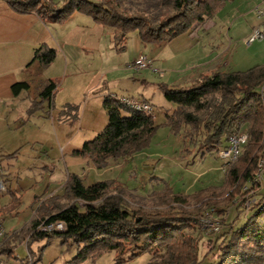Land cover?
Returning <instances> with one entry per match:
<instances>
[{"label": "trees", "instance_id": "16d2710c", "mask_svg": "<svg viewBox=\"0 0 264 264\" xmlns=\"http://www.w3.org/2000/svg\"><path fill=\"white\" fill-rule=\"evenodd\" d=\"M4 1L18 15H35L45 23L60 25L74 14L89 17L97 25L113 29L114 47L122 51L131 33H137L141 44L158 47L191 35L234 0H64L60 5L54 0ZM55 57L54 49L41 45L34 51L33 61L46 69ZM263 84L264 64L241 72L217 71L189 87L169 88L160 83L162 96L174 105L160 125L153 115L106 95L105 127L73 152L75 157L88 159L96 170L143 151L160 128L181 135L184 146L196 151L191 164L197 155L203 160L217 154L240 133L247 135V143L234 163L222 165L220 186L186 195L164 192L145 200L115 180L86 186L80 177L70 174L62 194L40 202L30 222L14 233L16 241H26L28 248L33 240L46 239L45 249L52 240L61 239V245L75 251L66 264L92 263L107 253L115 254L114 264H132L142 257L147 258L144 264H264L260 185L247 215L241 216L239 210L254 188L246 190L262 159L264 109L259 88ZM55 86L51 81L42 84L39 101L27 110L28 118L42 112L45 104L53 109ZM21 88L27 85L15 84L12 90L16 93ZM139 104L149 105L147 101ZM50 109H45V115H50ZM58 116L77 123L79 106L67 104ZM230 207L234 213L229 222ZM207 216L219 218L218 233L207 234L202 228L201 220ZM53 222H62L65 231H36L39 225ZM5 244L1 252L12 253Z\"/></svg>", "mask_w": 264, "mask_h": 264}, {"label": "crops", "instance_id": "0c3cea01", "mask_svg": "<svg viewBox=\"0 0 264 264\" xmlns=\"http://www.w3.org/2000/svg\"><path fill=\"white\" fill-rule=\"evenodd\" d=\"M54 1L60 5L64 0ZM107 29L81 14H74L60 25L45 23L35 15H18L4 0H0V180L5 188L0 193V212L16 207L28 213L22 227L5 230L4 244L11 250L20 242L16 241L14 233L30 222L40 202L62 194L68 175L80 177L86 186L102 181L95 174L91 177L94 169L91 163L85 158L75 157L73 152L105 127L107 115L103 100L106 95L127 97L125 93L132 94L134 84H130L128 77L138 72L131 65L137 55L143 54L139 52L126 65L129 69L127 82L119 77L109 86L106 76L115 70L116 65L113 56H109L111 47ZM205 31L206 25L189 35L188 40L192 41L190 50L200 46L194 37ZM41 45L56 51L55 60L46 69L33 61L34 51ZM154 49L152 64L156 68L154 63L159 60V54H154ZM198 52L196 69L187 76L190 86L203 76L227 71L225 68L229 66L213 42H208V47H202ZM93 59L97 66L94 83H87L85 79L77 81V76L92 67ZM158 64L162 66L160 62ZM48 81L56 85L51 98L53 109L44 105L45 109H50V115H45L44 109L28 118L27 110L34 101H39L41 86ZM143 82L147 84L145 80ZM19 83L26 84L27 88L13 92V85ZM67 104L79 106L78 123L72 124L58 116ZM172 110L171 107L167 109L163 120ZM81 132V139H77ZM57 154L63 157L62 164L56 161ZM0 216L5 221L3 213ZM74 254L75 251L71 258Z\"/></svg>", "mask_w": 264, "mask_h": 264}, {"label": "rangeland", "instance_id": "374dc122", "mask_svg": "<svg viewBox=\"0 0 264 264\" xmlns=\"http://www.w3.org/2000/svg\"><path fill=\"white\" fill-rule=\"evenodd\" d=\"M257 8H264V0H234L227 3L218 11L215 18L206 24L205 33L198 32V35H195L194 41L195 43L198 42L200 46L192 50L189 48L192 41L188 40V34L178 37L171 44L156 47L141 44L137 33H131L127 37L124 50H118V46L112 53L114 31L108 28V43L111 47L109 56H113L116 65L115 70L106 76L109 81L108 85H113L119 77L123 78L124 82L130 78V84H134L132 94L125 93L124 95L127 97H115L117 99L126 98L138 104L142 103V99H148L147 102L151 106L156 124H162L165 121L163 120L164 113L170 107L173 109L174 105L164 99L158 90V85L163 83L169 88L189 87L191 84L187 82V76L196 69V59L200 54L198 50L200 48L202 50V47L205 48V46L208 47V42L210 44L213 42L216 49H219L224 62L229 65L228 68H225L227 71L241 72L256 65L264 64V41H257L249 47L244 46V40L251 32L248 34V31L261 23L256 15L255 10ZM153 48H155L153 53L159 54V60L157 61L155 58V69L162 72L163 77L159 78L158 75L150 73V71H139L127 78V71L129 70L127 66L130 60L139 52H143V55L148 56L153 61ZM92 62V67L86 73L76 77L77 81L85 79L87 83L93 82L97 66L94 59ZM158 62L161 63V67ZM97 79H99L98 76ZM106 79L104 82L107 81ZM132 79H138L139 86ZM143 80L147 82L146 85ZM82 135L81 132L77 139H81ZM187 148L189 151H186ZM195 155L194 149L184 146L181 135H174L169 129L160 128L146 149L126 160L110 161L108 166L102 170L95 171L93 169L90 176L93 177L95 174L97 179L102 181L115 180L126 186L133 195L145 200L164 192L187 194L221 185L224 181L223 161L216 154L208 155L203 160H199L197 155L194 163L191 164ZM62 158L59 154L56 155V161L61 162V164ZM260 185V195H264V175ZM257 190L258 188H253L254 196L258 192ZM228 210L227 220L230 222L234 207H230ZM0 213L5 216L3 226L6 231L11 227L13 229L22 227L28 215L25 210H17L16 207ZM241 216H243L242 212ZM2 217L0 216V219L4 220ZM213 218L219 220L216 216ZM205 232L208 234V231ZM45 242L46 239H35L27 248V243L24 245V242L21 241L16 243L12 253L4 252L1 258H8L10 264H18V261L14 259L24 260L28 253L31 254L35 264H66L71 259L74 249L67 247V244L61 245V239L52 240L45 249H42ZM146 260L147 258L142 257L132 264H144ZM114 262L115 254L107 253L95 262L87 261L82 264H114Z\"/></svg>", "mask_w": 264, "mask_h": 264}, {"label": "built area", "instance_id": "2783aa9c", "mask_svg": "<svg viewBox=\"0 0 264 264\" xmlns=\"http://www.w3.org/2000/svg\"><path fill=\"white\" fill-rule=\"evenodd\" d=\"M255 11L258 19L261 20V23L257 27L253 28L250 34L248 35V37L244 40L245 47H249L257 41H264V8H257ZM131 68L135 72L148 70L158 75L160 78L163 77V73L160 72L158 69H155L153 67L152 61L146 55L143 54H140L134 60V62L131 65ZM259 93L264 109V84L259 88ZM119 100L134 109L144 111L147 115H153L151 107L147 104H143V105L137 104L126 98H119ZM263 131H264V125H263ZM246 143H247V135L245 133H240L237 136L231 138L227 144V147L221 148L217 152L216 156L223 161V164L234 163L240 157L242 148ZM262 147H263L262 159L258 164L257 172L253 180L251 181V183H249L250 187L247 188L246 190L261 184V180L264 175V138L262 140ZM1 175H2V167L0 165V179H1ZM4 191L5 188L0 180V193ZM254 199H255L254 191L253 190L249 191V193L245 197V201L243 202L240 208L243 216L247 215V213L249 212L251 206L255 202ZM201 226L204 230L213 233H218L221 229L219 221L216 218L214 219L213 217L210 216H207L202 220ZM36 231L43 234H54V233L61 234L65 231V226L62 222H53L49 224L43 223L37 227ZM5 239H6V232L3 226V220L0 219V264H10L8 263V258L6 259L1 258V255L3 254V252H1V249L4 247ZM26 243L27 242L24 241V245H26ZM14 260H17L18 264H35V261L32 260L31 255L29 253L24 260L23 259L19 260L17 258H15Z\"/></svg>", "mask_w": 264, "mask_h": 264}]
</instances>
